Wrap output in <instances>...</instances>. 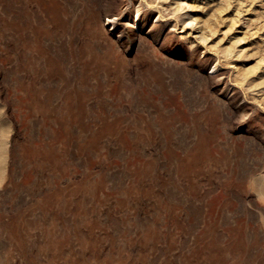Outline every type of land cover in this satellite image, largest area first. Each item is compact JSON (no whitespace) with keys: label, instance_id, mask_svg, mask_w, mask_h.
I'll return each instance as SVG.
<instances>
[{"label":"rangeland","instance_id":"obj_1","mask_svg":"<svg viewBox=\"0 0 264 264\" xmlns=\"http://www.w3.org/2000/svg\"><path fill=\"white\" fill-rule=\"evenodd\" d=\"M0 264H264V0H0Z\"/></svg>","mask_w":264,"mask_h":264}]
</instances>
